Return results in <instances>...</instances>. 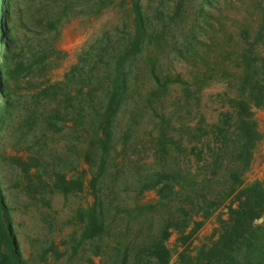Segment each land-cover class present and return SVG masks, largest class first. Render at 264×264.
I'll list each match as a JSON object with an SVG mask.
<instances>
[{
	"label": "trees",
	"instance_id": "1",
	"mask_svg": "<svg viewBox=\"0 0 264 264\" xmlns=\"http://www.w3.org/2000/svg\"><path fill=\"white\" fill-rule=\"evenodd\" d=\"M197 1L0 0V264H264V180L244 184L241 176L263 139L256 119L257 109L264 108L263 1L257 21L234 31L215 59L217 66L220 58L234 61L238 70L229 82L225 109L217 121L204 116L190 127L211 141L215 168L227 164V158L235 168L229 171L232 183L224 197L233 199L228 217L218 216L217 238L191 251L218 203L201 197L188 183L194 176L172 161L179 149L188 151L186 124L179 142L170 132L159 135L161 167L135 183L138 194L155 191L158 204L126 209L106 199V175L116 160L123 113L131 99L158 98L172 82L164 79L160 58L170 37L178 35L185 50L200 56L211 47L205 27L217 0ZM108 10L120 12L118 21L96 33L63 78L54 79V70L68 55L61 46L65 26ZM147 76L155 83L148 92L147 84L141 85ZM146 105L136 102L132 112ZM190 150L198 160L208 159L204 148ZM7 166L16 175L14 187L5 185ZM86 190L92 200L76 209L75 228L60 243L52 239L37 253H26L16 227L19 195L26 197V208L41 211L52 207L56 195L70 198ZM180 196L190 201L182 202L157 231L148 223L132 233L131 226L119 228L110 219L130 210L148 214L143 212L172 206ZM174 230L182 247L176 258L167 243ZM80 255L83 261L77 262Z\"/></svg>",
	"mask_w": 264,
	"mask_h": 264
},
{
	"label": "rangeland",
	"instance_id": "2",
	"mask_svg": "<svg viewBox=\"0 0 264 264\" xmlns=\"http://www.w3.org/2000/svg\"><path fill=\"white\" fill-rule=\"evenodd\" d=\"M262 1L264 2V0H217L216 6L212 8L214 17L209 19L211 24H206L205 27V39L211 43V47L207 49V55L200 56L194 51L185 50L178 35L170 37L160 58L161 73L164 79H171L172 82L158 98L149 101L139 97L136 100L131 99V105L123 113V125L116 139L118 148L114 153L116 160L106 175V199L110 202H122L126 209H130L136 203L158 204L155 191L138 194L136 187L139 186L136 182L148 172L156 171L161 167L163 160L158 153L159 135L170 132L174 140L179 142L181 127L186 124L188 127L184 141L188 151L179 149L172 156V161L184 172L194 176L188 183L194 185L201 197L202 195L213 197L218 203L195 236L191 245L193 252L217 238L220 227L218 216L228 217L227 205L232 201L233 196L225 199L224 197L230 191L232 183L229 171L235 168L232 165L228 166L230 158H227V164L215 168L212 146L208 144L210 140L203 136V132H199L200 135L192 131L190 127H194L204 116L208 122L217 121L219 113L225 109L229 82L234 81L231 80L233 73L238 70L235 68L234 61L220 58L221 64L217 66L215 59L223 51V43L229 45L234 31H240L244 23L257 21L259 11L262 9ZM194 8L193 11H195ZM119 16L118 10H108L100 17L81 16L68 23L61 40V46L68 55L54 70V79H62L64 73L77 62L80 51L92 37L106 24L117 22ZM193 19L194 16L191 14L188 20L190 24L193 23ZM144 84H147V92L155 87V83L150 81L148 76L141 81V85ZM136 102L147 104L146 110L139 113L132 112L133 104ZM135 113L137 115L134 117ZM256 119L263 133V139L255 148L249 167L241 174L244 184L264 180V108L257 109ZM129 124L131 127H128ZM126 131L128 135L124 138ZM200 136L202 140H198ZM194 147L204 148L208 159L198 160L197 155L190 150ZM7 151L13 153L8 147ZM82 167L88 168L84 159H82ZM3 174L6 187H14L16 175L9 166L5 167ZM88 178H91V174ZM18 199L16 227L21 246L26 253L31 251L37 253L52 239L60 243L62 238L75 228V222L71 219L76 209L91 201L92 197L88 190L70 198L56 195L52 207L41 211L26 208L24 205L26 197L23 194L19 195ZM189 201L186 196H180L175 203L171 204L172 206H157L150 212H143L148 214L136 215L130 210L116 217L111 214L110 219H113L114 224L119 228L131 226L132 233H137L138 226L148 223H151L152 229L157 231L170 222L172 215L178 211V206L182 202ZM195 218L201 219V216L195 214ZM178 237L179 233L174 230L167 242L175 258L178 251L182 249ZM112 243L115 244V241ZM80 260L83 261L81 255L77 257V262Z\"/></svg>",
	"mask_w": 264,
	"mask_h": 264
},
{
	"label": "water",
	"instance_id": "3",
	"mask_svg": "<svg viewBox=\"0 0 264 264\" xmlns=\"http://www.w3.org/2000/svg\"><path fill=\"white\" fill-rule=\"evenodd\" d=\"M261 221L263 220V219H260Z\"/></svg>",
	"mask_w": 264,
	"mask_h": 264
}]
</instances>
